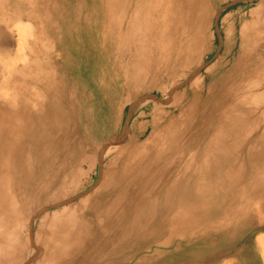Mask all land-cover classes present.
Returning a JSON list of instances; mask_svg holds the SVG:
<instances>
[{"label": "bare ground", "instance_id": "6f19581e", "mask_svg": "<svg viewBox=\"0 0 264 264\" xmlns=\"http://www.w3.org/2000/svg\"><path fill=\"white\" fill-rule=\"evenodd\" d=\"M252 1L192 0L186 6L181 4L175 17V10L168 9L163 0H156L154 5L150 0H111L109 14L106 11L110 16L108 20L104 19L103 29L96 32L100 48L95 50L97 57H104V66L96 72L97 76L102 75L99 88L105 95L109 93L112 100L105 106L108 118L103 126L96 124L93 127L86 123L84 127L87 136L94 134L93 137H97L100 133L99 136L106 139V145L102 148L84 145L83 150L82 143L73 144L76 152L79 148L83 152L78 159L79 166L88 164L92 168L96 162L90 160L93 153L101 152V159L112 157L99 186L81 200L84 205L93 203V206L85 208L83 214L78 208L74 213L79 214L73 213L76 218L93 221L86 225L91 234L94 233L93 239L88 245L80 237L74 240L73 247L67 246L66 239L61 245H50L57 253L53 255L54 251L44 250L36 264H216L228 255L235 259L252 257V242L247 234L256 224L258 215L255 213L258 211L255 207L259 205L264 209V192L259 188L264 189V169L254 158L256 153L264 154V38H260L264 37V0H259L257 5L250 3ZM239 3L238 11L221 18L227 6ZM248 7L257 8L245 13ZM100 14L102 9L98 19ZM151 32L156 35L155 49ZM216 33L219 44H215V50L216 53L219 51V57L206 76L211 82L205 89H209V94L212 92L206 100L208 108L215 89H235V92L216 99L213 106L219 107L212 117L209 110H196L190 101L196 98L197 104L201 91L191 94L182 103L179 99L185 98L191 89L205 86V80H200L203 76L194 78L196 74L193 76L192 73L201 70L205 64L206 44L209 40L215 43ZM248 74L253 77L250 81L246 79ZM181 85L185 90L174 93L172 87L181 89ZM160 99L171 102L164 106ZM221 99L225 100V106L220 105ZM127 106V122L138 111L144 118L146 110H151L152 122L146 124L147 127H138L143 130L142 134L127 141L112 156L118 136H113L112 130L115 131L116 126L113 122L115 113L111 109L115 111ZM20 110L16 111L19 115ZM228 111H231L229 115ZM23 113L26 114L22 112L21 115ZM24 115L20 119L28 117ZM216 119L222 121L216 123ZM148 130L150 135L140 142ZM13 137L18 138L17 135ZM182 141L175 151L179 163L158 168L160 158L169 151L170 155L173 153L164 148L173 149ZM67 154L69 156V152ZM183 158L186 159L184 164ZM260 161L264 164L262 159ZM12 211H15L13 207ZM262 213L261 209L259 214ZM133 230L140 232L141 241L136 242L135 237L123 241L131 251L120 253L117 240L129 236ZM14 234L12 251L16 257L21 245H18L16 231ZM7 242L14 243L11 239ZM58 248H63L60 254ZM47 252L51 255H45ZM12 263L0 258V264Z\"/></svg>", "mask_w": 264, "mask_h": 264}, {"label": "rangeland", "instance_id": "374dc122", "mask_svg": "<svg viewBox=\"0 0 264 264\" xmlns=\"http://www.w3.org/2000/svg\"><path fill=\"white\" fill-rule=\"evenodd\" d=\"M163 1L168 9L173 8L175 10L172 9L175 17H177L178 10L182 7L181 4L186 6L192 0ZM180 1L182 2L180 3ZM155 2L156 0H150L152 5ZM258 2L259 0H253L250 3L257 5ZM110 3L111 0H0V109L4 113H2L4 116L0 114L2 115L0 118L3 117L2 120L0 119V258L3 261H12V264H36L44 250L54 251L53 255L57 253L55 248H51L54 244L61 245L66 239L67 246L73 247L75 245L74 240L80 237L81 241L84 240V244L88 245L94 235V233L91 234V229L87 227L93 221L84 217H80V219L79 216L77 219L75 215L79 213L75 214L74 211L75 208H78L80 214H83L85 208L93 206V203L84 205L81 200L87 197L88 194L93 193L96 187L99 186L108 160L112 157L101 159V152L93 153L90 155V160H93L92 163L95 160L96 162L91 165L92 168L90 166L89 168L88 164L85 166L80 164L79 166V156L83 152L80 148L76 152L73 144L79 143L78 145H80L82 143L83 150L85 149L84 145H88V147L99 145L100 148L106 145V139L99 136L100 133L97 137H93L94 134L87 136L84 127L86 123H91L93 127L96 124L99 127L103 126L108 118L105 115V106L109 103L108 100H112L109 93L105 95L102 89L99 88V79L102 78V75L97 76L96 73L99 68L104 66V57H97L96 50L98 47L100 48V45H98L99 39L96 37V32L103 29L104 19L108 20L110 16L108 15ZM240 6V3L227 6L223 10L221 18L238 11ZM254 8L257 7H248L245 13ZM101 9L102 15L100 14L101 18L98 19ZM25 22L27 25H25ZM216 38L215 43L209 40L206 44L207 52L204 53L206 59L201 70L192 73L193 76L195 74L197 76L194 78L203 76L200 80H205L203 82L205 86L203 89H191L189 93L187 92L184 95L185 98L180 97L179 99V101L182 100L180 102L182 103L185 99H189L191 94L195 95L196 92L201 91L197 104L195 103L196 98L190 99V101L194 104L196 110H209L212 117H214V113L217 112L219 107V105L218 107L213 106L216 99L225 95H233V92H235V89H224V91L215 89L213 97L210 96L209 98L208 108L206 100L212 92L209 94V89H205L211 82V79L208 80L209 77L206 76L207 72L218 61L219 51L216 53L215 50V44L216 46L219 44L217 33ZM150 39L154 48L156 35L153 32L150 33ZM19 50L21 51L18 52ZM22 57L25 60L22 61ZM105 72L104 70L103 74ZM251 78L253 79L249 74L246 77L248 81ZM15 82L18 85H13ZM183 86H180L181 89H178L179 86L172 87L173 92L182 93L185 90ZM64 99L65 102H63ZM160 101L164 106L171 102L164 99H160ZM220 105L225 106V100H222ZM19 110L20 112H26L22 115L21 112V116L28 115L32 120L29 121L27 116L25 117L27 120L24 117L20 119L21 116L17 114ZM128 110V106L125 109L121 108L115 111L111 109V112L115 113L113 122L117 130H112L113 136L119 138H117L118 142L114 144L113 149L115 151H112V156L127 141L133 140L142 134L143 130L141 131L138 127H147L146 124L152 122L151 115H149L151 110H146L144 118L140 117L141 111H138L127 122ZM229 112L231 111H228V115ZM9 115H13L14 118ZM38 117L39 119H37ZM248 118L251 117L248 115ZM244 119H247L246 116ZM5 120L7 121L5 122ZM19 120L21 123H18ZM216 121L218 123L222 119H216ZM216 123L214 122L217 126ZM262 123L264 124V121ZM29 128L30 130H28ZM14 134L17 135L19 140L18 138L14 139L13 136L16 137ZM55 135H57V140ZM68 135L70 138L67 137ZM149 135L148 130L147 135L143 136L140 142H143ZM52 136H54V139H51ZM85 138L93 139L87 141ZM62 139L64 142L66 141L65 144H63ZM58 144L60 145L59 148L57 147ZM182 144L183 141L174 145L173 149L164 148V150H173V153L170 155L169 151L167 155L161 157L162 160H159L158 168L179 163L175 151ZM40 145L43 147H40ZM57 150L58 152H56ZM241 150L239 148L240 152ZM70 151L74 157H72ZM67 152H69V156L71 155L69 159H67L69 157ZM74 153H76V156ZM262 154L256 153L254 158L256 162L259 161L260 165L258 164V166L264 169V164L260 161L261 159L264 161V154L263 156ZM64 161L66 164H63ZM185 161L186 159L183 158L181 160L182 164ZM64 166L65 168H63ZM246 171L248 172V170ZM153 179L155 180V177ZM259 188L264 192L262 187L259 186ZM16 204H18V211L15 208ZM258 206L255 207V211H258L255 213L258 215L256 224L247 234L252 242V257L235 259L228 255L222 258L223 261L220 259L216 264H264V213H262L263 215L259 214L261 209L263 212L264 209ZM12 207L15 210L14 212ZM71 208H73V212L70 210ZM71 213L75 215L71 216ZM73 226L75 228H72ZM70 228H72V231H70ZM14 231L18 235L17 240L20 241L18 245H21L18 246L19 255L16 257L14 251H12L15 245ZM128 234L129 236L125 237L121 235L122 237L118 240V237L115 238L120 253L131 251L129 245H124L125 241H131L134 237L138 239L136 242L141 241L139 231L135 230L134 232L133 230V232L131 231L132 235L130 232ZM259 236H263V238L261 237V241L257 244ZM9 239L14 243L7 244ZM46 247H50V249H45ZM63 248L57 249L58 254ZM22 249L24 251H20ZM124 249L125 251H123ZM45 255L49 256L51 254L47 252ZM226 260L231 262H226Z\"/></svg>", "mask_w": 264, "mask_h": 264}]
</instances>
